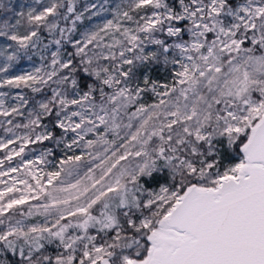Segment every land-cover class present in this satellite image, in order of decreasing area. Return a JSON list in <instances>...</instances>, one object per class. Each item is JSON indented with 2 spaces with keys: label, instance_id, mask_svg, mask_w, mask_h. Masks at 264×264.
I'll list each match as a JSON object with an SVG mask.
<instances>
[{
  "label": "snow or ice",
  "instance_id": "6c2138e0",
  "mask_svg": "<svg viewBox=\"0 0 264 264\" xmlns=\"http://www.w3.org/2000/svg\"><path fill=\"white\" fill-rule=\"evenodd\" d=\"M0 264H264V0H0Z\"/></svg>",
  "mask_w": 264,
  "mask_h": 264
},
{
  "label": "trees",
  "instance_id": "16d2710c",
  "mask_svg": "<svg viewBox=\"0 0 264 264\" xmlns=\"http://www.w3.org/2000/svg\"><path fill=\"white\" fill-rule=\"evenodd\" d=\"M85 2V0H81V3L83 4Z\"/></svg>",
  "mask_w": 264,
  "mask_h": 264
}]
</instances>
